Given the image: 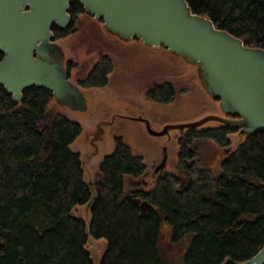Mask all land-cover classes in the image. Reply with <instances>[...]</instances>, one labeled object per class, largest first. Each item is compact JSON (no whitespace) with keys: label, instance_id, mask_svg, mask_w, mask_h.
<instances>
[{"label":"trees","instance_id":"1","mask_svg":"<svg viewBox=\"0 0 264 264\" xmlns=\"http://www.w3.org/2000/svg\"><path fill=\"white\" fill-rule=\"evenodd\" d=\"M188 2L195 13L247 46L264 49V0ZM69 13L66 28L53 27L56 42L73 33L78 16L89 12L75 1ZM3 57L0 52V61ZM74 65L68 61L67 78ZM113 70L112 58L101 55L77 86L83 92L106 87ZM174 96L170 82L146 93L148 101L162 104L172 103ZM54 99L51 90L32 86L16 100L0 85V264H93L86 222L72 213L87 203L89 234L108 241L100 264H165V232L169 242L180 243V250L192 236L181 260L168 264H241L264 246V130L248 134L218 121L184 129L177 171L158 170L149 190L127 187L128 178L144 183L148 168L121 136L115 137L113 151L99 165L92 199L82 158L71 148L83 126L64 114L53 115ZM143 116L127 117L146 125ZM235 132L245 140L221 162L218 174L198 165L195 141L209 139L228 147ZM146 204L153 208L143 214Z\"/></svg>","mask_w":264,"mask_h":264},{"label":"water","instance_id":"2","mask_svg":"<svg viewBox=\"0 0 264 264\" xmlns=\"http://www.w3.org/2000/svg\"><path fill=\"white\" fill-rule=\"evenodd\" d=\"M75 1L102 19L110 34L124 41L139 37L147 45H163L196 64L208 93L236 117L209 115L163 131L146 124L152 135L164 136L173 129L201 127L210 121L236 125L248 134L264 130V49L247 46L211 18L195 13L188 0H0V52L4 54L0 85L16 100L26 89L40 86L74 110L88 109L83 91L67 78L53 32L54 26L63 29L70 24L69 8ZM166 158L158 165L161 173ZM242 264H264V246Z\"/></svg>","mask_w":264,"mask_h":264},{"label":"rangeland","instance_id":"3","mask_svg":"<svg viewBox=\"0 0 264 264\" xmlns=\"http://www.w3.org/2000/svg\"><path fill=\"white\" fill-rule=\"evenodd\" d=\"M108 36L117 38L119 43L112 42ZM128 41L110 34L103 20L97 19L90 12L78 16L73 33L57 40L62 47L64 68L67 69L68 61L75 64L69 78L75 85H79L80 80L87 77L101 55H109L114 63V70L106 87L83 88L88 109L74 110L70 105L62 104L57 99L50 105V112L53 115L64 114L83 126L82 134L71 148L79 152L82 158L85 179L90 184L92 199L97 196L99 165L104 156L113 151L114 138L118 136L122 137L133 154L143 158L148 168L144 183L139 182L141 178L127 179L129 189L153 188L158 175L155 169L165 155L167 158L164 171L168 173L177 171L179 138L185 130L173 129L167 135L154 136L147 130L146 125L127 116L142 113L144 119L148 121L147 124L155 131H163L169 125L196 122L209 115L231 119L221 101L212 97L204 87L196 64L187 62L182 55L172 53L163 45L153 47L145 43L125 45ZM165 82H170L174 86V101L170 104L148 101L147 91ZM217 124L218 122L211 121L205 126ZM245 137L239 132L230 134L231 144L228 147L209 139L195 141L198 165L210 168L218 174L221 171V162L245 140ZM138 201L141 203L140 199ZM152 208V205L146 204L142 207V213L145 214ZM72 213L85 220L88 233L86 248L91 254L93 264H100L108 241L106 238H94L89 234L91 220L89 204L77 205ZM167 229L164 225L163 230ZM165 234L161 246L162 258L167 262L165 264L179 258L181 260L192 236L185 239V245L183 244L184 247L180 250V243L169 242L167 233Z\"/></svg>","mask_w":264,"mask_h":264},{"label":"crops","instance_id":"4","mask_svg":"<svg viewBox=\"0 0 264 264\" xmlns=\"http://www.w3.org/2000/svg\"><path fill=\"white\" fill-rule=\"evenodd\" d=\"M110 37L109 39L114 42V43H119L118 42V39L113 37V36H108ZM126 44L125 45H132V43H138V44H141V43H144L142 40L140 39H134V38H131V40H129L128 42H125ZM120 45V44H119ZM149 47H153V46H149Z\"/></svg>","mask_w":264,"mask_h":264},{"label":"flooded vegetation","instance_id":"5","mask_svg":"<svg viewBox=\"0 0 264 264\" xmlns=\"http://www.w3.org/2000/svg\"><path fill=\"white\" fill-rule=\"evenodd\" d=\"M155 171L158 172V168H156Z\"/></svg>","mask_w":264,"mask_h":264},{"label":"bare ground","instance_id":"6","mask_svg":"<svg viewBox=\"0 0 264 264\" xmlns=\"http://www.w3.org/2000/svg\"><path fill=\"white\" fill-rule=\"evenodd\" d=\"M242 264V263H241Z\"/></svg>","mask_w":264,"mask_h":264}]
</instances>
